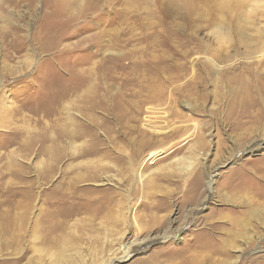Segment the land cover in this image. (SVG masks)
<instances>
[{
    "label": "rangeland",
    "instance_id": "374dc122",
    "mask_svg": "<svg viewBox=\"0 0 264 264\" xmlns=\"http://www.w3.org/2000/svg\"><path fill=\"white\" fill-rule=\"evenodd\" d=\"M262 4L0 0V264H264Z\"/></svg>",
    "mask_w": 264,
    "mask_h": 264
},
{
    "label": "bare ground",
    "instance_id": "6f19581e",
    "mask_svg": "<svg viewBox=\"0 0 264 264\" xmlns=\"http://www.w3.org/2000/svg\"><path fill=\"white\" fill-rule=\"evenodd\" d=\"M223 1V3H225V4H230L231 3V1L232 0H222ZM263 3V2H262ZM263 6H264V4H262ZM261 35H263L262 34V32H261ZM139 79V78H138ZM130 81V80H129ZM141 82V81H140ZM143 82V81H142ZM155 83V82H154ZM153 83V84H154ZM132 84V83H131ZM141 85V84H140ZM157 85V84H156ZM150 88V87H149ZM147 89V88H146ZM145 89V90H146ZM151 89H152V87H151ZM156 89V88H155ZM154 89V90H155ZM135 90V89H134ZM150 90V89H149ZM160 90V89H159ZM130 91V90H129ZM124 92V91H123ZM141 92V91H140ZM160 92V91H159ZM155 93V92H154ZM144 94V93H143ZM126 95V94H125ZM133 95V94H132ZM142 95V94H141ZM123 96V95H122ZM156 96V95H155ZM158 96V95H157ZM116 97H118V96H116ZM145 97V96H144ZM159 97V96H158ZM123 98V97H122ZM129 98V97H128ZM133 98V97H132ZM139 98V97H138ZM125 99V98H124ZM123 99V100H124ZM143 99V98H142ZM125 102V101H124ZM165 102V101H164ZM126 103V102H125ZM147 103V102H146ZM152 103V102H151ZM136 104H139L138 102L136 103ZM136 104L134 103V102H132V103H130L129 104V109L126 111L128 114H132L131 116L132 117H130L129 118V121L130 122H132V121H141V118H143L142 116V114H141V112L138 110V108H137V106H136ZM148 104V103H147ZM146 105V104H145ZM158 105V104H157ZM116 107H118V106H116ZM125 107V106H124ZM115 109V108H114ZM119 109V108H118ZM127 109V108H126ZM141 109V108H140ZM150 109V108H149ZM120 110V109H119ZM142 110V109H141ZM112 111H114L113 109H112ZM121 111H123V110H121ZM120 111V112H121ZM125 112V111H124ZM145 112V111H144ZM146 113H148L147 111H146ZM117 116V115H116ZM148 116V115H147ZM162 116V115H161ZM150 117V119L151 120H153V121H161V119H162V117H160V115L159 116H157V115H153L152 114V116H149ZM128 122V121H127ZM146 123V122H145ZM144 124V123H143ZM123 126V125H122ZM125 127V126H124ZM129 127V131H134V132H138L139 134L140 133H142L143 132V134H145V132H146V130L148 129L146 126H145V124H144V126L143 125H139L138 124V126H128ZM124 132V131H123ZM120 133V132H119ZM122 133V132H121ZM120 136V135H119ZM140 136V135H139ZM135 137V136H134ZM125 138V137H124ZM96 152V151H95ZM122 161H128L129 159L125 156L123 159H121ZM44 164V163H43ZM183 167V168H182ZM181 168H180V171L181 172H188V171H190L192 168H193V164H188V165H186L185 167L184 166H182ZM51 173V172H50ZM48 174V173H47ZM87 178V180H89L90 178H88V177H86ZM85 178V179H86ZM84 179V178H83ZM74 180V179H73ZM93 180V179H92ZM91 180V181H92ZM89 182V181H88ZM212 183L213 182H209L208 183V187H209V189L211 188V186H212ZM73 184V183H72ZM71 184V185H72ZM93 184V183H92ZM62 187V186H61ZM66 189V188H65ZM67 190V189H66ZM74 190V189H73ZM75 192V191H74ZM66 193V192H65ZM72 194V193H71ZM65 194H63V196H64ZM73 195V194H72ZM71 195V196H72ZM74 197V196H73ZM60 198H62V202H64L65 201V199H68V197L66 198L65 197V199L61 196ZM72 198V197H71ZM67 202V201H66ZM84 202V201H83ZM78 204V203H77ZM81 206V205H80ZM36 210V209H35ZM255 210V209H254ZM255 211H257V210H255ZM257 214V213H256ZM113 218V217H112ZM38 220V219H37ZM36 220V221H37ZM23 221V220H22ZM39 222H37V224H38ZM49 224V223H48ZM41 226V225H40ZM43 226V225H42ZM46 226V225H45ZM39 227V226H38ZM44 227V226H43ZM37 228V227H36ZM41 229V228H40ZM37 231H38V228H37ZM37 234V233H36ZM38 238V237H37ZM47 238V237H46ZM45 239V238H44ZM47 241V240H46ZM262 252H264V250H262ZM62 254V253H61ZM240 256V255H239ZM63 258H64V256H63ZM238 260H239V257H238V259L237 260H234L233 262H232V264H237L238 263Z\"/></svg>",
    "mask_w": 264,
    "mask_h": 264
}]
</instances>
